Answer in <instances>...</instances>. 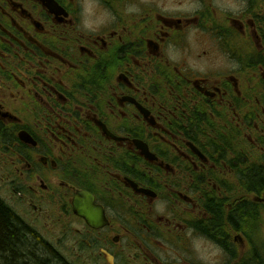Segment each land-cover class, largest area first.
I'll return each mask as SVG.
<instances>
[{"label":"flooded vegetation","instance_id":"af4514ba","mask_svg":"<svg viewBox=\"0 0 264 264\" xmlns=\"http://www.w3.org/2000/svg\"><path fill=\"white\" fill-rule=\"evenodd\" d=\"M199 1L186 14L185 0H101L115 21L85 34L78 0H0V186L12 187L10 206L67 264H200L189 229L228 261L257 262L246 230L220 240L207 231L213 204L230 210L264 200L231 197L226 187L236 173L242 184L255 144L264 151V99H256L255 121L245 71H189L180 57L191 37L209 34L229 48L197 54L200 69L238 56L239 71L250 68L251 39L263 48L262 37L249 15L217 21ZM129 5L139 12L125 14ZM78 190L93 195L107 224L92 228L74 213ZM158 201L167 202L164 214ZM59 228L70 257L60 251ZM263 251L258 239L260 259Z\"/></svg>","mask_w":264,"mask_h":264},{"label":"trees","instance_id":"16d2710c","mask_svg":"<svg viewBox=\"0 0 264 264\" xmlns=\"http://www.w3.org/2000/svg\"><path fill=\"white\" fill-rule=\"evenodd\" d=\"M247 2L249 9L251 8L257 12L254 14L249 10V16L257 23L259 34L262 37V49H264V0H247ZM259 14H262L261 19L256 18ZM262 51L264 52V50ZM255 64L262 67L260 69L263 72L259 73V83L257 85L260 87V97L264 99V56L259 57ZM256 65H251L250 68L255 69ZM253 119L256 121L254 117ZM241 140V134L236 133V143H242ZM262 141L264 142V140ZM241 171L243 172L241 176L242 184H240L242 191L264 195V151L260 152L259 159L251 161L250 165ZM257 206L259 205L243 201L239 205L234 204L229 210L227 205L224 207L220 203L213 204L211 206V212L214 215L211 222L213 231H207V234L215 240H220L232 228H234V231H238V229L246 230L245 234L254 232L256 229ZM260 208L263 209V205ZM251 241L253 242L252 239ZM253 251L255 256H252V260L256 258L257 264H264V257L260 259L258 252L254 249ZM0 264H67L61 256L50 249L48 244L38 236L37 231L29 226L1 196ZM252 264L255 263L252 262Z\"/></svg>","mask_w":264,"mask_h":264},{"label":"rangeland","instance_id":"374dc122","mask_svg":"<svg viewBox=\"0 0 264 264\" xmlns=\"http://www.w3.org/2000/svg\"><path fill=\"white\" fill-rule=\"evenodd\" d=\"M197 1L199 2V4H201L199 0H197ZM177 2H178V0H167L166 6L177 7ZM182 2H183V0H182ZM199 4L196 2V0H185V3H182V7L184 8L183 10H185L186 14H191L199 6ZM185 5H194V6L186 7ZM202 5L207 6L209 13H212L214 16V19L217 21H219L220 19L225 20L227 18H229L231 20V17H238V16L243 15V14L250 15L249 10H251L254 14L257 13L254 10H252L251 8L249 9V5H248L247 0H246L245 9L241 13L236 14V15L228 12L227 10H221V9L217 8L215 6L214 0H203ZM261 15L262 14L257 15L256 18L261 19V17H260ZM237 41L240 42V46H241L242 41L239 39H237ZM185 47L187 49V54L184 56H181L180 59H181L182 64H184L185 66H189V68H188L189 71L191 70V68H193V69L196 68L193 71L197 70V71H202L201 73H215V74L216 73L217 74L236 73V72H240V71H245L246 77H245V80L243 83V88L246 89L250 93L252 113H253V111L258 110V107L256 106V99L259 98L258 94L260 95V91H259L260 87H258V85H257L259 83L258 76H259V73L263 72V71H262V69H260L262 67L257 66L255 64V62L257 59H259V57L264 56V52L262 51L264 49L257 47V45L251 39V44L249 47V54H247L246 57H249V59H250V66L256 65V67H255V69L245 68V69H241L239 71H236L237 69L231 70L229 66L232 64H236L239 67V62L236 61L240 58L238 56H235V61L233 60L232 62H228L226 56H221L220 58L222 60L219 59L218 61L210 62L211 67H209V68H212L213 70L200 69V68H202V66L205 65V63L200 61V57L197 54L201 53L204 49H210L211 50L213 48L216 51L220 52L219 49H217L216 47L224 48L227 50L229 48V46L227 44L221 45L220 43H218V45H215V41L212 39V37L209 34H207V36H205L204 34H202L200 36L194 35L193 37H191V44L187 42V45H185ZM193 71H191V72H193ZM248 85L250 86V90L248 89ZM252 87H253V89H252ZM259 127H262L261 123H259ZM247 134L256 135L257 133H255L250 128L247 130ZM262 140H264V137L262 138ZM261 144H262V149H264V142L261 141ZM255 145L258 149H261L260 143H257ZM258 149L251 148L250 157H252L251 158L252 161L253 160L256 161L257 159H259L261 151L260 150L257 151ZM253 155H255V156H253ZM229 180H230V182L227 183L226 187H227V191L229 192L231 197L241 196V195L245 194V192L242 191L240 183L235 176ZM13 194L14 193H13L12 187L10 188L8 186H4V187L0 186V196L7 203L15 206L17 203H13L14 202V197L12 196ZM259 196L264 199V195L260 194ZM257 205H259V206H257V209L259 207H261V205H263V207H264V200L262 202H257ZM262 213H264L263 209L260 210V212L257 211V215L255 217V219L258 218L256 220L257 221L256 229L254 230V232L249 234L250 236L245 234V232H241V234H244L243 236L246 240H249L247 236H249V238H251L253 240V242L249 241V245L251 247V253L254 252L253 249L255 251L258 250L257 249L258 239H259V241H260V239H263V246H264V214H262ZM63 222H64V218H63ZM234 234H237V232H234ZM57 236H58V243L63 249V250L60 249L61 253L63 251L65 256L70 257V252L73 248L68 243H66L67 237L61 235V228H59L57 230ZM60 241H61V243H60ZM124 245H126L125 241L124 242L121 241L120 248H122ZM75 251L76 250H74V254L80 255V254H78L79 249L76 252ZM235 255H236V252H235ZM231 261L232 260H230V259L228 261L227 257L223 256L222 264H229V262H231ZM231 264H240V263H238L237 259L235 258ZM255 264H257V263H255Z\"/></svg>","mask_w":264,"mask_h":264},{"label":"clouds","instance_id":"9594fccd","mask_svg":"<svg viewBox=\"0 0 264 264\" xmlns=\"http://www.w3.org/2000/svg\"><path fill=\"white\" fill-rule=\"evenodd\" d=\"M214 2L217 8L227 10L234 15L241 13L246 7V0H214ZM185 6L189 7L194 5ZM78 7V31L82 33H99L115 21V16L109 9L103 6L101 0H78ZM138 12L139 8L135 5H129L125 9V14L127 15ZM167 57L172 61L178 59L177 54L171 47L167 52ZM229 67L231 70H236L238 65L232 64ZM166 207V201H158L156 210L158 213L164 214ZM186 235L190 240L191 250L200 264H222L224 252L219 245L202 235H193L191 229L188 230Z\"/></svg>","mask_w":264,"mask_h":264},{"label":"water","instance_id":"95a60500","mask_svg":"<svg viewBox=\"0 0 264 264\" xmlns=\"http://www.w3.org/2000/svg\"><path fill=\"white\" fill-rule=\"evenodd\" d=\"M94 197L85 190H78L72 199L73 211L76 215L83 218L92 228H98L108 223L103 208L94 203ZM108 262H111V256L104 253Z\"/></svg>","mask_w":264,"mask_h":264},{"label":"bare ground","instance_id":"6f19581e","mask_svg":"<svg viewBox=\"0 0 264 264\" xmlns=\"http://www.w3.org/2000/svg\"><path fill=\"white\" fill-rule=\"evenodd\" d=\"M245 215V214H244ZM250 233V232H249Z\"/></svg>","mask_w":264,"mask_h":264}]
</instances>
